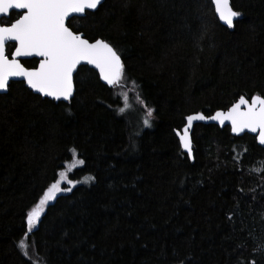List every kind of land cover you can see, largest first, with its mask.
<instances>
[{"label":"trees","instance_id":"obj_1","mask_svg":"<svg viewBox=\"0 0 264 264\" xmlns=\"http://www.w3.org/2000/svg\"><path fill=\"white\" fill-rule=\"evenodd\" d=\"M230 3L233 28L210 0H104L68 27L115 48L123 88L81 66L68 102L20 82L0 95V264H264V147L196 124L190 160L176 136L191 114L264 97V0ZM123 90L143 118L139 104L152 109L141 132ZM71 148L85 163L69 178L95 179L56 195L25 236Z\"/></svg>","mask_w":264,"mask_h":264},{"label":"snow or ice","instance_id":"obj_2","mask_svg":"<svg viewBox=\"0 0 264 264\" xmlns=\"http://www.w3.org/2000/svg\"><path fill=\"white\" fill-rule=\"evenodd\" d=\"M218 18L228 28L234 27V18L240 13L233 10L229 0H212ZM101 0H0V15L7 17L12 10H23V14L10 24L0 25V92L6 93L12 78H22L20 83L26 84L33 93L42 97H50L56 101H70L74 95V72L82 62L93 65L99 70L100 79L112 87H124V65L120 55L108 42L96 39L90 43L81 35L74 33L66 26L65 21L72 14H83L85 10H95ZM14 42V51L11 59L7 54V44ZM40 57L39 66L33 69L26 68L18 58ZM134 83V82H133ZM125 106L119 108L125 113L130 108L127 103L128 95L121 93ZM140 98L137 96V100ZM152 109L147 108L143 125L150 126L149 118ZM211 119L223 124L231 122L234 133L245 129L259 133L260 144H264V97L253 95L251 101L241 96L227 112L217 111L211 117L196 113L186 117L187 124L182 131H177L181 147L186 151L189 159L192 158V144L189 129L194 121ZM72 160L64 170L58 173V178L48 186L35 205L26 214L27 232L31 233L45 205L55 199L60 192H70L77 183H89L95 178L84 177L83 181L69 178V173L85 161L78 158L75 148L69 149ZM264 171V166L259 169ZM66 183L69 187H61ZM17 247L24 256H29V244L25 239L17 243Z\"/></svg>","mask_w":264,"mask_h":264},{"label":"water","instance_id":"obj_3","mask_svg":"<svg viewBox=\"0 0 264 264\" xmlns=\"http://www.w3.org/2000/svg\"><path fill=\"white\" fill-rule=\"evenodd\" d=\"M211 1V3H212V0H210ZM104 2V0H101V4ZM231 2V0H229V3ZM100 4V5H101ZM100 5H98V7H97V9L99 8V6ZM212 6H213V8H214V11H215V6H214V4L212 3ZM230 6H231V3H230ZM97 9H95V10H88V9H86L85 10V13H83V14H72L69 18H67L66 19V21H65V24H66V26H67V22H68V20H70L71 18H81V17H83V16H85V14L87 13V12H95ZM15 11H21V12H23V10H15ZM215 15H216V17H217V19H218V21H219V23L221 24V25H223V26H225V27H227L222 21H220L219 20V18H218V14L215 12ZM1 17H3L2 15H0V18ZM237 18L238 17H236V18H234V22L237 20ZM68 27V26H67ZM71 30V29H70ZM76 34H78V33H76ZM79 35H81L82 37H83V35L82 34H79ZM84 38V37H83ZM90 43H93V42H95V41H89ZM10 44H14V42H9ZM8 43V44H9ZM15 50V49H14ZM13 50V51H14ZM10 59H11V56L9 57ZM19 60H20V62H21V60H24V59H37L38 60V65H37V67L39 66V61H40V57H20V58H18ZM81 66H86V67H88L89 69H91V70H93L96 74H97V76L99 77V80L103 83V84H105V85H108L105 81H103L102 79H100V76H99V70L98 69H95V67L93 66V65H88V64H86L85 62H82L80 65H78L77 66V70H78V68L79 67H81ZM77 72V71H76ZM76 72H74V76H75V74H76ZM74 76H73V80H74ZM20 79H22V78H12V80L10 81V83H12V82H19V80ZM24 86L27 88V86H26V84H24ZM28 89V88H27ZM29 91H31L32 92V90H30V89H28ZM7 93V92H6ZM33 93V92H32ZM74 93H75V86H74ZM2 94H5L4 92H0V95H2ZM33 94H35V95H38V96H40L39 94H36V93H33ZM74 96V95H73ZM40 97H42V96H40ZM42 98H46V99H48V100H51V101H54V102H56V103H58V102H68V101H63V100H61V101H56V100H53L52 98H50V97H42ZM239 100V99H238ZM238 100L235 102V103H237L238 102ZM248 100V99H247ZM251 101V99H249V102ZM234 103V104H235ZM231 107V106H230ZM229 107V108H230ZM228 108V109H229ZM228 109L227 110H225V111H223V112H227L228 111ZM219 111H222V110H219ZM217 112V111H216ZM216 112H214L212 115H210V116H205L204 114V116L205 117H211V116H213V115H215V113ZM196 114V113H195ZM200 114H202V113H200ZM191 115H193V114H191ZM187 124V120H185V125ZM196 124H204V125H216V126H218V127H220V128H224V127H228L229 128V130H230V133H231V135L232 136H234V137H240V136H243V135H245V134H247V135H250V136H253L254 138H255V140H256V143H257V145L258 146H260V147H264V144H260L259 143V139H258V136H259V133H258V131L257 132H251V131H249V130H247V129H245L243 132H240V133H234L233 131H232V127H231V122L230 121H225L223 124H221L219 121H216V120H211V119H205V120H203V121H194L193 122V124H192V126H191V128L189 129V136H190V139H191V135H192V131H193V127H194V125H196ZM184 125V126H185ZM184 126H183V128H184ZM183 128L180 130V131H182L183 130ZM177 132V131H176ZM177 136V135H176ZM177 138H178V140H179V137L177 136ZM179 143H180V141H179ZM191 144H192V139H191ZM181 146V145H180ZM181 149H182V151L187 155V153H186V151L181 147ZM190 160H193V151H192V158L190 159Z\"/></svg>","mask_w":264,"mask_h":264},{"label":"rangeland","instance_id":"obj_4","mask_svg":"<svg viewBox=\"0 0 264 264\" xmlns=\"http://www.w3.org/2000/svg\"><path fill=\"white\" fill-rule=\"evenodd\" d=\"M123 92H126L128 96L130 95V93H129L130 91L129 90H123ZM127 103L130 105V108L126 109L125 114H127L128 120L131 123H133L135 126H137V124L139 125V131L138 132H141L143 129L148 128V127H145L143 125V119L144 118L141 115H139L138 113H136L135 107L133 106V104L129 100L127 101ZM124 106H125V103H124ZM139 106H140V108H141V110H142V112H143V114L145 116V112H146L147 108L142 103L139 104ZM151 118H152V116L149 119H151ZM81 181H83V180H81ZM82 184H84V183H82ZM61 187L62 188L63 187H69V185H67L66 183H62ZM60 193H62V192H60ZM60 193H57L56 195H58ZM52 201H49V203L52 202Z\"/></svg>","mask_w":264,"mask_h":264},{"label":"flooded vegetation","instance_id":"obj_5","mask_svg":"<svg viewBox=\"0 0 264 264\" xmlns=\"http://www.w3.org/2000/svg\"><path fill=\"white\" fill-rule=\"evenodd\" d=\"M23 12L21 11H15V10H12L9 15L7 17L3 16L0 18V25L2 24H10L12 22H14L16 19L19 18V15H22ZM74 18V17H73ZM72 19V18H71ZM70 20H68L69 22ZM68 22H67V26H68ZM7 54L8 56L10 57L11 56V53L13 52L14 50V44H7ZM28 61H35V65H33V67H27L25 65V62H28ZM21 63L28 69H33V68H36L37 65H38V60L37 59H24V60H21Z\"/></svg>","mask_w":264,"mask_h":264}]
</instances>
